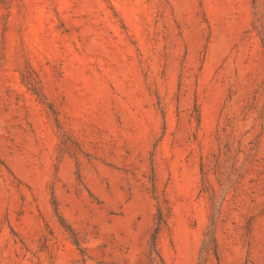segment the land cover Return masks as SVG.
I'll return each instance as SVG.
<instances>
[{"label":"rangeland","instance_id":"374dc122","mask_svg":"<svg viewBox=\"0 0 264 264\" xmlns=\"http://www.w3.org/2000/svg\"><path fill=\"white\" fill-rule=\"evenodd\" d=\"M262 38L264 0H0V264H264Z\"/></svg>","mask_w":264,"mask_h":264},{"label":"trees","instance_id":"16d2710c","mask_svg":"<svg viewBox=\"0 0 264 264\" xmlns=\"http://www.w3.org/2000/svg\"><path fill=\"white\" fill-rule=\"evenodd\" d=\"M262 45L264 47V38H262ZM59 217H60V220H61L62 224L66 227V229H68L72 233V229L70 228V226H68L67 224H65V221L63 220V218L61 216H59ZM213 225H214V221L212 222V226ZM209 235H210V241L212 243H215V236H214L213 227L210 230ZM155 242H156V237L154 236V239H153V247H155V244H156Z\"/></svg>","mask_w":264,"mask_h":264}]
</instances>
